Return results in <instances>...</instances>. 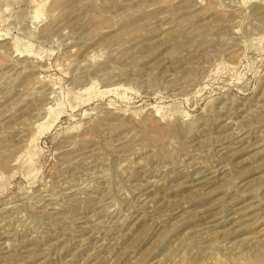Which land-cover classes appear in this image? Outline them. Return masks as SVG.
Masks as SVG:
<instances>
[{"label": "rangeland", "instance_id": "rangeland-1", "mask_svg": "<svg viewBox=\"0 0 264 264\" xmlns=\"http://www.w3.org/2000/svg\"><path fill=\"white\" fill-rule=\"evenodd\" d=\"M0 264H264V0H0Z\"/></svg>", "mask_w": 264, "mask_h": 264}]
</instances>
